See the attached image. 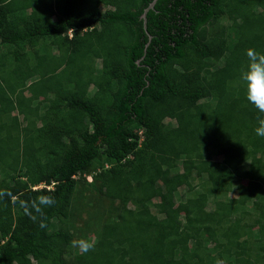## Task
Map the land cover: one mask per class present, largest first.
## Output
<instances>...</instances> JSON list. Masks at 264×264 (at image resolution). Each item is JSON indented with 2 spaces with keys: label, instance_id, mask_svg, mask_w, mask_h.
<instances>
[{
  "label": "trees",
  "instance_id": "16d2710c",
  "mask_svg": "<svg viewBox=\"0 0 264 264\" xmlns=\"http://www.w3.org/2000/svg\"><path fill=\"white\" fill-rule=\"evenodd\" d=\"M152 2L0 0V264H264V0Z\"/></svg>",
  "mask_w": 264,
  "mask_h": 264
},
{
  "label": "clouds",
  "instance_id": "9594fccd",
  "mask_svg": "<svg viewBox=\"0 0 264 264\" xmlns=\"http://www.w3.org/2000/svg\"><path fill=\"white\" fill-rule=\"evenodd\" d=\"M245 56L247 60L240 69L239 77L245 89L246 100L260 112H264V52H258L255 49H246ZM255 131L257 135L264 136V120L260 121V126ZM89 180L92 181V179ZM44 187L48 186L41 184L35 187V189ZM3 195L5 193H0V196ZM39 202L44 205L54 203L51 197H40ZM21 207L25 208V213L30 215L23 202H21ZM40 226L44 227L43 222H41Z\"/></svg>",
  "mask_w": 264,
  "mask_h": 264
},
{
  "label": "water",
  "instance_id": "95a60500",
  "mask_svg": "<svg viewBox=\"0 0 264 264\" xmlns=\"http://www.w3.org/2000/svg\"><path fill=\"white\" fill-rule=\"evenodd\" d=\"M158 0H153V2L145 9V12H144V14H143V16H142V18L144 19V23H145V29H147V13H148V11L149 10H151V9H153L154 7H155V4H156V2H157ZM151 36H150V41H149V43L147 44V46L146 47H148L149 46V44H150V42H151Z\"/></svg>",
  "mask_w": 264,
  "mask_h": 264
},
{
  "label": "rangeland",
  "instance_id": "374dc122",
  "mask_svg": "<svg viewBox=\"0 0 264 264\" xmlns=\"http://www.w3.org/2000/svg\"><path fill=\"white\" fill-rule=\"evenodd\" d=\"M103 8H105V6H102ZM54 52H57L56 50ZM91 90L95 91V88H91ZM143 141V140H142ZM87 179H92V176H87ZM185 188H182L181 191L182 193L184 192ZM87 195H89V193H87ZM86 195V196H87ZM106 200V199H105ZM159 200H155L154 202H158ZM84 217H86V215L84 214Z\"/></svg>",
  "mask_w": 264,
  "mask_h": 264
},
{
  "label": "built area",
  "instance_id": "2783aa9c",
  "mask_svg": "<svg viewBox=\"0 0 264 264\" xmlns=\"http://www.w3.org/2000/svg\"><path fill=\"white\" fill-rule=\"evenodd\" d=\"M41 187H43V186H41Z\"/></svg>",
  "mask_w": 264,
  "mask_h": 264
}]
</instances>
